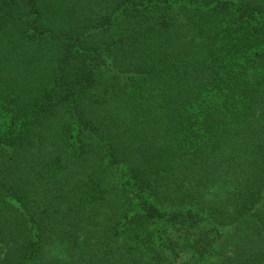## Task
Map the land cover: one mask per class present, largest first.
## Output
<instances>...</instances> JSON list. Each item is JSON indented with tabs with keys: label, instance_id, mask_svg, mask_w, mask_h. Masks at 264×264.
Masks as SVG:
<instances>
[{
	"label": "trees",
	"instance_id": "trees-1",
	"mask_svg": "<svg viewBox=\"0 0 264 264\" xmlns=\"http://www.w3.org/2000/svg\"><path fill=\"white\" fill-rule=\"evenodd\" d=\"M0 264H264V0H0Z\"/></svg>",
	"mask_w": 264,
	"mask_h": 264
}]
</instances>
